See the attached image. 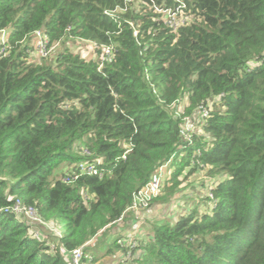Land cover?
Segmentation results:
<instances>
[{"label":"trees","instance_id":"16d2710c","mask_svg":"<svg viewBox=\"0 0 264 264\" xmlns=\"http://www.w3.org/2000/svg\"><path fill=\"white\" fill-rule=\"evenodd\" d=\"M181 1L186 20L172 31L147 6L119 22L105 14L123 0H0V264H67L59 246L70 251L112 227L174 158L157 198L170 200L202 169L210 211L152 226L136 264H264V0ZM37 31L60 46L49 63L31 55ZM68 41L112 45L114 61L98 70L99 56ZM199 106L209 114L183 143L181 118ZM98 159L101 177L64 183L71 165ZM14 199L64 222L59 242L37 240L4 212Z\"/></svg>","mask_w":264,"mask_h":264},{"label":"built area","instance_id":"2783aa9c","mask_svg":"<svg viewBox=\"0 0 264 264\" xmlns=\"http://www.w3.org/2000/svg\"><path fill=\"white\" fill-rule=\"evenodd\" d=\"M165 1L166 0H161L160 3H156L155 0H123V6H116L112 10L105 11V14L111 17V19L119 22L120 15H123L129 10L140 13L142 11V6H147L148 10H152L156 22L172 31H176L183 26L186 20L184 12L186 6L181 0H170V4L165 3ZM127 23L133 29V35H136L137 30L134 28L133 21L127 19ZM78 42H80V44H85L93 58H98L99 56L100 62L98 70H101L103 65L114 61L115 50L112 45H98L87 41ZM56 46L57 44H54L53 46L49 45L48 41L41 35V32L37 31L34 33V52L38 59L48 58V55ZM6 54V33L5 31H0V58L6 56ZM208 114V109L205 106H199L195 110L194 116H184L181 118L179 137L183 143L192 144L193 134L196 131L195 120H197L198 117L206 118ZM129 150L130 148L128 147L125 153L121 156L122 159H125V155ZM80 151L83 155H89V152L85 148H81ZM167 164L168 162L154 171L145 186L133 193L130 205L114 224H121L128 212H138L147 209L152 200L160 195L162 186L167 178ZM100 165L101 161L99 159L93 162L81 161L73 164L68 168V172L65 174L63 181L64 183H68L74 181L80 176L101 177L103 175V170ZM209 188L210 186L206 189L205 195H207L209 199H212V194L210 193ZM4 212H10L14 216L23 219L29 226L30 234L37 240L43 241L47 236H52L57 242H59L62 236V233L59 232L55 223L53 224L45 221L38 215L34 207L25 205L19 199H14L12 204L4 209ZM90 242L91 241L70 251H65L62 246H59V250L66 259L67 264H84V249ZM118 243L124 245L121 240H119ZM125 258L129 259L130 253H127Z\"/></svg>","mask_w":264,"mask_h":264},{"label":"rangeland","instance_id":"374dc122","mask_svg":"<svg viewBox=\"0 0 264 264\" xmlns=\"http://www.w3.org/2000/svg\"><path fill=\"white\" fill-rule=\"evenodd\" d=\"M70 41H68L66 43V45H69L71 47V49L73 50L74 53H78L79 55H81L82 57L87 58L88 55V50H85L82 52L81 48H78L77 46H74V44H70ZM78 44H80V42L76 41ZM53 46V45H51ZM60 48L59 44L53 48V50L50 52V54L48 55V58H46V62L49 63L53 56L55 55V52ZM31 55L34 56L36 58V56L33 54V52H31ZM53 62V61H52ZM179 108L181 109V105L179 106ZM182 158V155H177V161H179ZM175 159V158H174ZM174 159H172L171 162H168L167 167H166V174H167V178H169V176L171 175V172L174 170V165L172 164V162L174 161ZM200 172L202 173V176L205 178V172L206 170H202L199 169ZM170 173V174H169ZM183 175H187V168L184 169L182 176ZM187 177H191L190 175H187L185 179H183V185L179 184L177 190L174 192V194L172 195L171 198H174L173 200H175V203H178V205H173L172 207H174V209L176 210L177 207H181L182 210V206L185 204L187 210H189L190 208H197V212L198 213H203L201 212V208L202 206L204 207H211L210 206V200L205 199V191L206 189L209 187V185L207 183H205V186L203 187V189H201L200 191L203 193L197 195L195 193V188L193 186L188 187V185L194 184V181H188L189 178ZM188 179V180H187ZM203 180V179H201ZM181 185V186H180ZM183 186V187H182ZM164 194L163 191H161L162 195ZM191 196V199H190ZM161 197V196H160ZM170 198V197H169ZM187 199H190L189 201H185ZM171 200V199H170ZM183 200V201H182ZM172 209V208H171ZM186 211V209H184ZM132 215H135V212L131 211L127 213V216L130 217ZM181 215V214H180ZM152 223H149L148 221L145 223H141L140 225L135 227V231H137V229L142 230L141 232L143 234H145L144 232H151V227L156 225V220L155 219H151ZM166 222V221H165ZM169 222V221H167ZM55 225L58 227L59 232L63 233L65 230V225L64 222H54ZM172 223V222H169ZM151 224V227H150ZM120 225V224H118ZM117 226V224H113L112 227ZM110 227L108 229V231L111 230ZM134 231V232H135ZM103 233L98 234L97 236H95L92 240L93 243L92 244H88L85 249L88 247L87 250V254H88V258H92L95 260L94 264H98L97 262H99L100 264H136V261H134L133 259H127L125 258V255H123L122 251L120 250V248H117L114 245V240L110 241V243L108 241H105V237L106 234L103 235ZM132 237V235L130 236H123L122 237V243L125 242V246L124 245H120L118 243L119 240H117V244L120 247H126V251H131V253L133 254V257L135 258H139L140 257V251H138V247H137V243H134L132 240H129L128 238ZM85 249H84V253H85ZM137 264H139L137 262Z\"/></svg>","mask_w":264,"mask_h":264},{"label":"crops","instance_id":"0c3cea01","mask_svg":"<svg viewBox=\"0 0 264 264\" xmlns=\"http://www.w3.org/2000/svg\"><path fill=\"white\" fill-rule=\"evenodd\" d=\"M74 46L81 48L82 52L85 50H88L87 47L85 46V44H78L77 42H75ZM33 50H34V41H33ZM34 55L36 56L35 52H34ZM90 57L92 58L91 52H88L87 58H90ZM202 173L198 169V170H195L191 174V177H187V178H189V180L187 179L188 181H194V184L188 185V187H190V186L196 187L195 193L197 195H199V194L203 195V193L200 190L203 189V187L205 186V183H206V177L204 178L202 176ZM182 178H184V177L183 176L180 177V179H182ZM201 179H203V180H201ZM182 182H181V185H183V183H184V182L183 183ZM163 195L164 194L159 195V197L163 196ZM158 198L154 199L152 201L151 205L147 209L135 212V215L128 217L127 213H126L125 218L120 225L117 224V226L112 227L110 231L106 230L103 233V235L106 234V237L104 238L105 241H108L109 243H110V241H113V240L114 241L115 240H121L122 241V237L124 235L125 236L132 235V237H129L128 239L132 240L134 243H137L136 245L138 247V251L141 252V251H143L142 250L143 246L145 244H147V242L151 238L152 227L150 224L151 232H144L145 234H143L141 232L142 230H140V229H137V231H135L136 226L140 225L141 223H145L147 221L149 223H152L151 219H155L156 224H159V223L165 222V221L174 222L180 214H184V213L188 212L190 209H192V208H190L189 210H187L186 205L184 204L182 206V210H181V207H177V209L175 210L174 207H172V206L178 205V203H175V200H173L174 198H171V200H168V201H164V200L162 201V200H159ZM190 199H191V196H190ZM190 199H187L185 201H189ZM184 209H186V211ZM209 211H210V207L202 206L201 212L205 213V212H209ZM93 240H91L90 244L93 243ZM124 246H125V242H124ZM87 250H88V247L85 249L84 264H94L95 260L92 258L89 259L87 257L88 256ZM130 255H131L130 259L135 258V257H133V254L131 252H130ZM97 263L100 264L99 262H97Z\"/></svg>","mask_w":264,"mask_h":264}]
</instances>
